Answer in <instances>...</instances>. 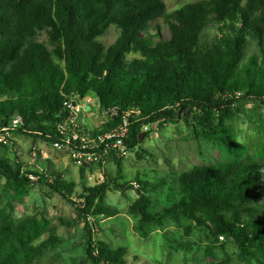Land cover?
<instances>
[{"label": "trees", "instance_id": "16d2710c", "mask_svg": "<svg viewBox=\"0 0 264 264\" xmlns=\"http://www.w3.org/2000/svg\"><path fill=\"white\" fill-rule=\"evenodd\" d=\"M213 14L220 35L202 46L203 24ZM159 19L170 27L169 39L153 25ZM111 25L119 27L120 35L106 46L101 37ZM42 33L49 45L38 40ZM249 39L259 53L249 51ZM87 97L111 121L93 131L75 122L66 125L73 119L69 104L77 106ZM238 100L264 104V0H198L172 12L164 0H0V134L21 116L23 125L12 133L120 164L121 150L113 146L117 139L101 138L120 126L126 113L127 149L148 138L152 130L144 128L153 124L203 123L198 136L214 140L233 159L196 167L177 179L162 175L156 181L138 180L139 197L129 212L140 215L142 228L162 226L168 215H183L188 235L196 230L206 234L209 254L226 237L234 240L240 261L264 264V207L258 202L264 191V161L242 164L239 146L221 135L218 126L208 125L215 113L223 123V115L230 116ZM6 142H0V151ZM21 169V164L14 167L0 157V175L13 186L34 184L33 174ZM59 177L50 183L39 176L37 183L71 201L70 188ZM134 188L133 182L122 185L105 176L79 197L86 203L98 199L89 212L95 219L112 217L117 212L104 205L107 192ZM150 192L165 193L168 203L151 210ZM77 212L87 218L84 209ZM27 225V220L0 225V264L32 260L34 254L26 248L35 237ZM87 251L93 264H127L126 247L89 246Z\"/></svg>", "mask_w": 264, "mask_h": 264}, {"label": "rangeland", "instance_id": "374dc122", "mask_svg": "<svg viewBox=\"0 0 264 264\" xmlns=\"http://www.w3.org/2000/svg\"><path fill=\"white\" fill-rule=\"evenodd\" d=\"M164 1L167 11L172 12L198 0ZM215 16L213 14L203 24L202 46L215 43L220 35ZM153 25L160 27L162 38L171 37L170 27L162 19ZM119 35V27L111 25L101 40L109 46ZM38 40L49 45L46 33L40 34ZM249 42V51L259 53L256 43L251 39ZM217 114L208 118V125L218 126L221 135L239 146L243 156L241 163L250 159L264 161V104L238 100L230 116L223 115V123ZM73 117L68 124L75 122L89 131L111 121L107 112L91 97L78 104ZM144 130H152L149 137L135 148L127 149L120 164L106 157L77 162L65 146L11 132L0 157L14 167L21 164V173L30 172L36 182L29 186H13L6 176L0 175V225L27 220L28 229L35 237L32 247L26 248L34 254L27 264H93L87 251L89 246L96 249L126 247L127 264H259L240 261L234 240L226 237L220 238L221 242L209 254L210 242L206 234L196 230L188 235V221L183 215H168L162 226L150 223L140 227V215L129 212V206L139 197L138 180L156 181L162 175L177 179L196 167L215 166L233 159L231 153L214 140L198 136L204 130L200 122L180 120L165 126L153 124ZM39 176L48 178L50 183L60 176L70 188L71 201L49 185L37 183ZM105 176H111L122 185L133 182L135 188L125 192L109 190L104 205L117 213L95 219L89 212L97 205L98 199L86 203L79 196L85 187L103 182ZM148 194L154 199L151 210H159L168 203L165 193ZM258 202L264 207V191ZM77 208L85 210L86 219L79 217Z\"/></svg>", "mask_w": 264, "mask_h": 264}, {"label": "built area", "instance_id": "2783aa9c", "mask_svg": "<svg viewBox=\"0 0 264 264\" xmlns=\"http://www.w3.org/2000/svg\"><path fill=\"white\" fill-rule=\"evenodd\" d=\"M77 106L69 104V107L71 108V110H73V115H74V111L77 109ZM114 114L117 115L118 112L114 111ZM128 115H129V113H126L124 115V121L120 126L115 128L114 130L110 131L107 135H105L104 138H101V142H104L105 138L106 139L116 138L117 141L115 143H113V146L117 147L119 150H121V154H123L127 150V147L124 144V139L128 137V121H127ZM22 125H23L22 117L21 116H15L12 119L10 126L4 129V131H3L4 133L0 134V142H6L7 138L10 137V135H11V130L18 129ZM66 125H69L68 122H66ZM56 146H61V145L56 144ZM108 146H109V144L107 145V147ZM107 151L108 150H106V152ZM71 155L75 158V160L77 162H81V161L86 160V159H95L96 160L94 155L84 154L83 152H80V151L71 152ZM31 179L36 180V178L34 176H31ZM221 239H224V238L221 237Z\"/></svg>", "mask_w": 264, "mask_h": 264}]
</instances>
